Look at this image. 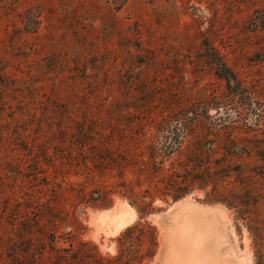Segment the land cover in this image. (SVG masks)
<instances>
[{
	"label": "rangeland",
	"instance_id": "1",
	"mask_svg": "<svg viewBox=\"0 0 264 264\" xmlns=\"http://www.w3.org/2000/svg\"><path fill=\"white\" fill-rule=\"evenodd\" d=\"M0 61V264H264V0H0Z\"/></svg>",
	"mask_w": 264,
	"mask_h": 264
},
{
	"label": "bare ground",
	"instance_id": "2",
	"mask_svg": "<svg viewBox=\"0 0 264 264\" xmlns=\"http://www.w3.org/2000/svg\"><path fill=\"white\" fill-rule=\"evenodd\" d=\"M191 207V206H190ZM205 211V210H204ZM208 211V210H207ZM197 213V212H196ZM199 214H200V212H199ZM207 214H209V213H207ZM213 214V213H212ZM185 215V214H184ZM204 217H206L205 216V214H204ZM212 217V216H211ZM189 218V217H188ZM191 218H194V217H191ZM209 218V217H208ZM190 220V219H189ZM203 220V219H202ZM195 221V220H194ZM206 222H208V221H206ZM209 223V222H208ZM207 223V224H208ZM215 222H213V224H214ZM193 224V223H192ZM205 224V223H204ZM211 224H212V222H211ZM216 224V223H215ZM199 225V224H198ZM210 225V223L208 224V226ZM213 226V225H212ZM223 226V225H222ZM119 227V226H118ZM224 227V226H223ZM226 227V226H225ZM187 228V227H186ZM191 228V227H190ZM200 230H198V233H196L197 234V236H196V238L194 239V246H195V248H197L198 250H201V248L203 247L204 248V245H203V243L201 244V242H203L204 240L203 239H205V238H207V239H209L210 237H211V235H214V237H215V240H216V237H217V235L219 234L218 232L219 231H215L216 230V228H215V230L213 229V230H210L208 227H205L204 228V225L202 224L200 227ZM213 228V227H212ZM194 229V228H193ZM223 229V228H222ZM212 231V232H211ZM221 232V231H220ZM212 233V234H211ZM187 238H189V237H187ZM186 238V239H187ZM224 238V237H223ZM222 238V239H223ZM212 239V238H211ZM219 239V238H218ZM199 240V241H198ZM214 240V239H213ZM220 240V239H219ZM207 241V240H206ZM206 241H205V243H206ZM208 241H210V240H208ZM212 241V240H211ZM210 241V242H211ZM218 241V240H217ZM225 241V240H224ZM179 242H181V240H179ZM209 242V243H210ZM213 242V241H212ZM215 242V241H214ZM183 243V242H182ZM185 243V242H184ZM190 243H191V241H190ZM221 243H222V241H221ZM170 245H171V243H170ZM181 245V244H180ZM188 245V244H187ZM216 245V244H215ZM219 245V244H218ZM179 246V245H178ZM193 246V247H194ZM174 247V246H173ZM181 247H183V246H181ZM222 247L224 248V246H223V243H222ZM220 248L221 250L219 251V257L217 256V254L215 255V258H213V257H211V255H208V256H206L205 257V255H204V257H205V259H204V261H203V259H202V263L203 264H246V262L245 261H242V260H238L237 258H235V257H233V256H231V254H228L227 253V250L226 249H223V248ZM174 248H176V247H174ZM192 247H189V249H191ZM194 248V249H195ZM206 248H208V247H206ZM212 249H215L216 250V248L217 247H215V248H213V247H211ZM210 248V249H211ZM177 249V248H176ZM193 249V250H194ZM209 249V250H210ZM173 250H175V249H173ZM178 250V249H177ZM192 250V249H191ZM219 250V249H218ZM218 250H216L215 252L217 253L218 252ZM231 250V249H230ZM170 251V250H169ZM186 251H188V250H186ZM186 251H184V252H186ZM195 252H196V249L194 250ZM193 251V252H194ZM205 251V250H204ZM172 252L173 251H171V255H172ZM174 252H178V251H174ZM189 252H190V250H189ZM195 252H194V254H195ZM207 252H209V251H207ZM213 252V251H212ZM187 253V252H186ZM197 253V252H196ZM201 253V252H200ZM199 253V254H200ZM210 253V252H209ZM168 254V253H167ZM193 254V253H192ZM202 254H203V252H202ZM201 254V255H202ZM204 254H207V253H205L204 252ZM187 255V254H186ZM196 255V254H195ZM168 256V255H167ZM166 256V257H167ZM189 256V253H188V255L186 256V257H188ZM193 256V255H192ZM168 257H170V256H168ZM173 257H176V254H175V256H173ZM195 257V256H194ZM194 257H192V258H190V259H194ZM201 258V257H200ZM203 258V257H202ZM207 258V259H206ZM212 258V259H211ZM170 259H172L173 260V258H169V262H170ZM175 259V258H174ZM182 259V258H181ZM189 259V260H190ZM209 259V260H208ZM214 259V260H213ZM218 259V260H217ZM166 260H167V258H166ZM165 260V261H166ZM183 260V259H182ZM181 260V261H182ZM175 261V260H174ZM185 261V260H184ZM196 261V258L193 260V261H186V262H184V264H199V262H200V260H199V262L198 263H196L195 262ZM208 261L210 262V263H208ZM164 262V261H163ZM168 262V263H169ZM165 263H167V261L165 262ZM171 263V262H170ZM169 263V264H170ZM182 263V262H181ZM171 264H173V261H172V263ZM249 264V263H248Z\"/></svg>",
	"mask_w": 264,
	"mask_h": 264
},
{
	"label": "trees",
	"instance_id": "3",
	"mask_svg": "<svg viewBox=\"0 0 264 264\" xmlns=\"http://www.w3.org/2000/svg\"><path fill=\"white\" fill-rule=\"evenodd\" d=\"M1 62L2 61H0V64H1ZM219 66L221 67V68H223V70H224V72H225V74H226V77L225 78H227V80L228 81H232V80H235V76L232 74V72L230 71V69H228V68H226V66H225V64H223V63H220L219 64ZM1 71V70H0ZM3 72V71H2ZM2 75H4V73L2 74ZM6 75V74H5ZM4 75V76H5ZM5 113H6V105H2V108H1V112H0V120L1 121H3L4 119V116H5ZM22 141H24V140H22ZM6 143H7V138L5 139L4 137L2 138V139H0V147H4V146H6ZM25 143V147H27L28 146V142L26 143V142H24ZM22 144H23V142H22ZM24 146V145H23ZM30 147H34V146H30ZM169 149V147L166 149V150H168ZM169 151V150H168ZM168 153H171V151H169ZM184 196V195H183ZM182 197V196H181ZM180 196L179 197H175L174 199H175V201H177V200H179L180 198H181ZM1 246V245H0ZM31 248H32V246H31ZM28 250H30V248L28 249ZM28 253L30 254V251H28ZM3 254V251H2V249H1V247H0V255H2ZM61 258H66V256H62ZM28 260V258L26 259V261ZM10 262H11V264H25L26 262H24V259H23V257H22V255H21V253H15L14 255H11V258H10ZM2 264H10L9 262H7V261H5L4 259H3V263Z\"/></svg>",
	"mask_w": 264,
	"mask_h": 264
}]
</instances>
